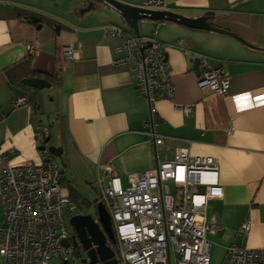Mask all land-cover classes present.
I'll return each mask as SVG.
<instances>
[{
  "label": "crops",
  "instance_id": "obj_1",
  "mask_svg": "<svg viewBox=\"0 0 264 264\" xmlns=\"http://www.w3.org/2000/svg\"><path fill=\"white\" fill-rule=\"evenodd\" d=\"M118 1L145 7L149 0ZM163 3L160 9L185 17L206 16L213 28L138 21L140 37L161 42L174 84L172 100L154 103L151 125L133 67L113 64L121 39L104 33L119 26L134 34L118 10L103 0H0V171L5 162H42L37 126H46V146L58 148L65 165L62 193L82 212L98 201L97 179L108 181L106 167L125 187L129 175L171 160L177 148L213 157L222 196L208 199L207 220L217 231L207 238L210 264H222L231 244L264 248V0ZM63 46L72 59L62 55ZM199 55L223 65L230 81L225 94L197 85ZM31 77L48 85L29 86L24 81ZM20 96L27 104L13 106Z\"/></svg>",
  "mask_w": 264,
  "mask_h": 264
},
{
  "label": "built area",
  "instance_id": "obj_2",
  "mask_svg": "<svg viewBox=\"0 0 264 264\" xmlns=\"http://www.w3.org/2000/svg\"><path fill=\"white\" fill-rule=\"evenodd\" d=\"M163 0H149L145 7L160 9ZM106 36L120 38L114 65H130L136 74V87L150 106L149 123L157 120L154 103L172 100L174 84L162 44L155 38L143 39L119 26L104 29ZM38 50L29 45L28 54ZM66 59L73 58L69 46L61 47ZM197 85L225 94L229 76L220 62L198 56ZM26 96L12 100L13 106L25 105ZM190 106L182 107L188 112ZM41 145H47L49 131L38 125ZM157 144L162 142L156 139ZM40 163L5 162L0 171V256L3 264H91L77 253L64 218V210L73 215L80 208L69 197H62V172L56 158L43 149ZM97 179L98 201L107 210L115 241L110 244L115 264H210L211 243L208 233L217 226L206 216L208 199L222 196L218 167L213 157L192 154L188 148L174 151L171 160L159 161L152 169L128 177V185L119 183L110 167ZM71 216V215H70ZM250 221L240 230L247 235ZM68 241L63 245L62 241ZM80 258V260L78 259ZM98 262L96 264H100ZM222 264H264V248L231 244Z\"/></svg>",
  "mask_w": 264,
  "mask_h": 264
},
{
  "label": "water",
  "instance_id": "obj_3",
  "mask_svg": "<svg viewBox=\"0 0 264 264\" xmlns=\"http://www.w3.org/2000/svg\"><path fill=\"white\" fill-rule=\"evenodd\" d=\"M118 10L130 23L135 35H139L138 21L141 19L172 20L185 26L194 28L211 29L213 26L207 22L206 16L189 18L162 9H150L146 7H134L118 0H103ZM27 85L41 89L48 82L41 78L31 77L24 81ZM48 141V139H46ZM46 148L54 157H58L62 166L61 151L52 145H41L40 149ZM68 224L72 229L71 239L78 244L89 258L91 264H115L114 252L108 244L115 241L110 216L100 201L92 204L91 209L84 213H76L68 218ZM67 246L68 241H62Z\"/></svg>",
  "mask_w": 264,
  "mask_h": 264
},
{
  "label": "rangeland",
  "instance_id": "obj_4",
  "mask_svg": "<svg viewBox=\"0 0 264 264\" xmlns=\"http://www.w3.org/2000/svg\"><path fill=\"white\" fill-rule=\"evenodd\" d=\"M55 158H57L56 161L58 162L60 169H61V170H64V168H62V164H61L60 159H59L58 157H55ZM61 195H62V197H68L67 195H65V194L62 193V188H61ZM90 209H91V208H90ZM87 210H89V209L87 208V206H85V207L82 208L81 211H82V212H85V211H87ZM73 214H75V213H73ZM70 215H72V214H70V213L67 211V208H65V210H64V218H65L66 228H67V230H68L69 233L72 232V229H71L70 225L68 224V218L70 217ZM80 253H81V252H80ZM78 259L80 260L79 257H78ZM55 263H56L55 261H52L50 264H55ZM211 264H220V261H218V260H213V261L211 262Z\"/></svg>",
  "mask_w": 264,
  "mask_h": 264
},
{
  "label": "trees",
  "instance_id": "obj_5",
  "mask_svg": "<svg viewBox=\"0 0 264 264\" xmlns=\"http://www.w3.org/2000/svg\"><path fill=\"white\" fill-rule=\"evenodd\" d=\"M76 247H77V253L81 252V254H83V250L81 249V247L78 244H76Z\"/></svg>",
  "mask_w": 264,
  "mask_h": 264
}]
</instances>
